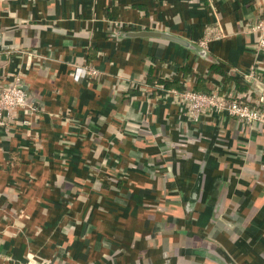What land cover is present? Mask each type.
I'll list each match as a JSON object with an SVG mask.
<instances>
[{
  "label": "crops",
  "instance_id": "0c3cea01",
  "mask_svg": "<svg viewBox=\"0 0 264 264\" xmlns=\"http://www.w3.org/2000/svg\"><path fill=\"white\" fill-rule=\"evenodd\" d=\"M262 16L264 0H0V84L20 74L34 107L0 129L3 264H264V126L193 121L170 92L203 77L264 97Z\"/></svg>",
  "mask_w": 264,
  "mask_h": 264
},
{
  "label": "built area",
  "instance_id": "2783aa9c",
  "mask_svg": "<svg viewBox=\"0 0 264 264\" xmlns=\"http://www.w3.org/2000/svg\"><path fill=\"white\" fill-rule=\"evenodd\" d=\"M251 31L257 34V50L264 52V16L256 19L251 27ZM199 46L206 50V40H199ZM91 73L96 71L91 69ZM256 75L253 68L249 71V76ZM21 75L18 74L12 81L0 84V129L8 130L14 119L16 110L21 109L22 113L28 115L34 111V107L27 103V93L22 87ZM175 96L183 99L187 105L185 113L187 116L196 121L200 115L204 113H215L237 118L245 123L253 126H264V97L260 96L251 106L247 103L234 99L218 92L212 94L200 93L192 90H184L177 92L170 90ZM261 106V107H258ZM28 123L26 120L23 122ZM3 255L0 253V264H3ZM18 264H44L39 258L33 254H27L25 259Z\"/></svg>",
  "mask_w": 264,
  "mask_h": 264
},
{
  "label": "trees",
  "instance_id": "16d2710c",
  "mask_svg": "<svg viewBox=\"0 0 264 264\" xmlns=\"http://www.w3.org/2000/svg\"><path fill=\"white\" fill-rule=\"evenodd\" d=\"M214 69V68H213ZM222 73V72H220ZM224 74V73H223ZM226 76V74H224ZM228 80L230 79L229 77H227ZM235 83V85H237L239 82L238 81H233ZM200 83H203V77H198V82H197V86L195 87V89H191L192 91H196V92H200V93H206V94H212V90L208 89V88H199L200 87ZM199 84V85H198ZM156 85L158 87H161L162 89H169L171 87H173V85L177 88H179L178 90L182 89L180 84L176 83L175 81L173 82H168V81H157L156 82ZM240 88H245L244 86H241ZM241 92H246V89L242 90ZM226 94L228 96L229 99H234V100H237V101H240V102H244V103H247L251 106H256V104L253 102L250 101V98H247V96H243L242 93H240L239 95H233L232 93L230 92H220V94ZM258 107H261V106H258Z\"/></svg>",
  "mask_w": 264,
  "mask_h": 264
},
{
  "label": "water",
  "instance_id": "95a60500",
  "mask_svg": "<svg viewBox=\"0 0 264 264\" xmlns=\"http://www.w3.org/2000/svg\"><path fill=\"white\" fill-rule=\"evenodd\" d=\"M132 35H150V36H158V37H164V38H168V39H174L176 40L174 37L166 34V33H160V32H139V33H131ZM185 43V42H184ZM187 45V43H185ZM198 53L200 56H206L207 51L202 49L201 47H199L198 49Z\"/></svg>",
  "mask_w": 264,
  "mask_h": 264
}]
</instances>
